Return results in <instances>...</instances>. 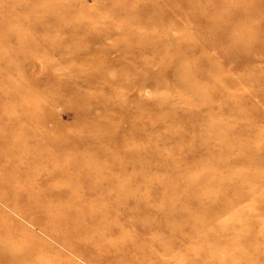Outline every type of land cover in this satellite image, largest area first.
<instances>
[{
	"label": "rangeland",
	"instance_id": "374dc122",
	"mask_svg": "<svg viewBox=\"0 0 264 264\" xmlns=\"http://www.w3.org/2000/svg\"><path fill=\"white\" fill-rule=\"evenodd\" d=\"M0 239L264 264V0H0Z\"/></svg>",
	"mask_w": 264,
	"mask_h": 264
},
{
	"label": "bare ground",
	"instance_id": "6f19581e",
	"mask_svg": "<svg viewBox=\"0 0 264 264\" xmlns=\"http://www.w3.org/2000/svg\"><path fill=\"white\" fill-rule=\"evenodd\" d=\"M139 229V228H138ZM2 242V240L0 239V243ZM0 253H1V249H0ZM29 253V252H28ZM143 254V253H142ZM26 251H24L22 254H18V255H14L10 261L13 263V264H19L21 262H24V261H27L28 260V257H26ZM29 256V255H28Z\"/></svg>",
	"mask_w": 264,
	"mask_h": 264
}]
</instances>
